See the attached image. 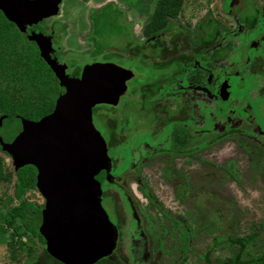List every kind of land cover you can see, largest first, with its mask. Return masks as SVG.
I'll list each match as a JSON object with an SVG mask.
<instances>
[{
    "label": "flooded vegetation",
    "instance_id": "af4514ba",
    "mask_svg": "<svg viewBox=\"0 0 264 264\" xmlns=\"http://www.w3.org/2000/svg\"><path fill=\"white\" fill-rule=\"evenodd\" d=\"M62 1L63 0H61V2ZM224 1L230 3L223 9L228 15H230V10L233 5L245 3V6L234 16L237 24V34L234 33L236 35H229L218 40L221 36L220 31L215 21L211 18L203 20L198 19L192 28L188 30V27L184 24V27H182L178 22L180 20V9L174 17L169 14V7L168 11L166 10V14L160 12L156 13L158 1L145 0L142 3L141 9L138 10L139 14H137L138 16L136 17L139 26L135 21L131 23L124 48L116 49L114 47H109L99 52H95V46L91 39L93 24L89 14L87 21L90 23V28L84 39L91 46L88 55L92 56L90 61L84 64L82 63L83 65L80 68L79 66L82 60L77 63V61H70V59L63 58L59 49L58 43L61 39H64L66 35L65 24L62 21L60 23L56 21L57 23L47 24L50 18L60 16L59 5L61 2L58 5L56 15L42 19L36 24L26 26L23 33L19 32L11 23L26 41V37L30 33L40 34L48 38L51 48L49 57L54 59L57 64L64 65V73L69 78H78L84 66L95 63H110L129 70L132 73V77L125 83V92L119 96L115 105L100 104L91 109V118L93 119L95 115L107 130L106 137L100 134L106 143V148L116 143L127 142L132 133H147L150 135V140L157 139L155 144L151 145L147 140H144L145 142L141 147L124 150L121 159L116 158L113 160L108 155L111 162V169L107 179L109 187L103 188L104 172H100L95 177L100 184L101 206L109 222L116 228L117 232L113 251L110 255L98 260V263L96 262L97 264H150L152 249L157 241L156 228L160 227L154 211H160L161 213L162 211L161 209H157L154 203L152 204L154 210L149 205L151 201L149 193L143 188V184L139 177L141 170L140 166L142 164V168H144V166L149 167L150 165L146 164L147 161H152L151 159L154 157L156 158L158 155L164 154L168 156V162L166 163L168 165L169 163L176 164V161H181L185 166H189L191 165V161H195L194 154L196 151H206L212 144L230 137L251 139L264 149V105L259 104L253 109L242 97L231 96L229 94L230 88L236 87L238 89L239 85H241L242 78L239 76V71L241 69L245 70L246 75L255 72L252 71L251 68L259 65L256 62V58H258L260 51L264 54V50L262 51L261 48L257 47H250L246 52L247 58L245 63L241 66H236L234 72H227V68L230 65L237 64L241 59V48L243 46L249 42H253L256 37H264V17H260L264 12V0ZM110 4L112 3L108 1L95 10L102 9ZM129 11L131 10L129 9ZM131 20L132 19H130V21ZM137 26L139 29H135ZM213 26L215 28L214 30ZM194 33H196L195 40L192 39V34ZM225 39H230V42L233 44L231 48H235L236 52L230 53V43H225ZM27 42L36 48L33 42ZM116 50H119V53H117ZM218 50L222 51V55L219 54L220 57L218 56L219 58L212 55L213 51L217 54ZM36 51L39 57L37 48ZM226 53H229L232 58L231 60L225 61V59H223ZM107 55L119 56L121 59L137 57L138 63L141 64L144 62L145 64L154 65V68L159 74H163L164 71L169 73L168 77L160 78V80H158L159 76L153 77V79H155L154 81L159 82V92L163 99L165 98L166 102L161 104L159 99L153 100L150 98L154 93L150 90V84L139 83V80L144 78L147 73L136 72L134 68L123 67L109 59H97ZM210 59L218 63V71L212 72ZM200 60H202V63ZM68 66H70L69 70ZM168 70L171 71L168 72ZM260 71H264L263 66ZM206 72V79L208 81L212 80L210 93L201 89H196V87L193 86L194 77ZM137 73L140 74L141 77H137ZM133 81L135 84L132 83ZM130 83L131 85L129 86ZM259 83L264 84V78H260ZM225 87L226 89L222 91ZM62 92L63 89L61 88L58 94ZM217 100L225 105L223 115L212 114V102L217 104L219 103ZM52 109L47 114H49ZM102 109H107L109 115L105 117L99 114L98 111ZM146 115H148V117L153 115L154 118L142 121V118H145ZM118 124L121 126L126 125V130L121 129L117 131L116 127ZM6 133L9 132L0 134V138ZM213 133L215 135L211 136ZM196 136H201L203 139L196 141ZM17 137L20 136L17 135ZM0 153L5 152L0 151ZM7 157L8 162L11 163L8 155ZM163 166L166 165L164 164ZM30 167L34 171V186L30 191H35L41 200L40 203H35L34 201L30 202L35 203V207L39 208L41 211L44 206V199L35 186L36 170L32 166ZM169 167L171 166L162 168L163 172L159 171L160 175L161 173L168 172L165 173L168 177L175 174L179 179L188 178L185 172L186 169L182 170L181 168H176L178 173H175L172 172V169H169ZM102 175L103 180L100 179ZM166 175L164 176L167 177ZM105 196H109V198L114 201L116 212L115 222L110 219L107 210L103 206V199ZM177 196H179V194H177ZM143 201L144 204H142ZM131 221L133 222V227L130 225ZM173 224H177V222L173 221ZM131 228L134 229L136 235L142 239V243L137 250L133 249V251L128 252L130 247L128 244L131 242V236L128 237L127 232H129ZM262 230L264 231V225ZM188 231L189 229L182 234L183 238L181 241L183 247L181 250L183 253L179 256L180 259L185 258V253L190 252L189 246H192V239L188 237ZM250 239V237L236 239L226 238L225 240L230 242L229 246H236L237 250L228 258L217 260V264H227V262L236 255H238L237 257L241 261L263 257L264 254L261 256L255 255L242 258L244 246L241 241L247 240L246 242H248ZM222 240V237L214 236L212 238V244L206 252L209 253L212 251ZM162 256L163 253L160 251L159 257L161 258ZM160 258L159 263L160 260H162L161 264H163L164 259ZM206 260L207 256H205V261ZM53 261L56 260L53 259Z\"/></svg>",
    "mask_w": 264,
    "mask_h": 264
},
{
    "label": "rangeland",
    "instance_id": "374dc122",
    "mask_svg": "<svg viewBox=\"0 0 264 264\" xmlns=\"http://www.w3.org/2000/svg\"><path fill=\"white\" fill-rule=\"evenodd\" d=\"M108 1L112 4L102 9L95 10ZM144 1L145 0H141V2L140 0H63L59 5L60 16L50 18L47 24L60 23L61 21L65 24L66 35L64 39L59 41V49L63 58L70 59V61H77V63L82 60L79 66L80 68L84 63L89 62L92 56L88 55L91 46L84 39L90 28V23L87 21L88 15L90 14V20L93 24L91 39L95 46V52L102 51L109 47L123 49L127 42L131 23L135 21L139 26L136 17ZM157 1V10L162 14H166L171 2L178 0ZM180 1V20L178 22L182 27H184V24L188 27V30H190L198 19L203 20L211 18L215 21L220 31L221 36L218 40L222 37L237 34V24L234 16L245 6V3L233 5L230 10V15H228L223 10L224 7L230 4L228 1ZM129 9L131 11H129ZM260 17H264V12ZM130 19L132 20L130 21ZM138 26L135 29H139ZM192 36V39L195 40L196 33L192 34ZM224 42L230 43V49L228 48L230 53L236 52L235 48H231L233 44L230 42V39H225ZM263 43L264 37L260 36L256 37L253 42H249L243 46L241 48V59L237 64L230 65L227 68V72L232 73L235 71L236 66H241L245 63L247 58L246 52L250 47L261 48L263 51ZM116 52L119 53V50H116ZM221 53V50H218L217 54L213 51L212 55L220 57V55H222ZM97 59H109L123 67L134 68L136 72L147 73L144 78L139 80V83L150 84V90L154 92L150 98L153 100L159 99L161 104L166 102L165 98L163 99L159 92V82L153 79L154 76H159L158 80L168 77L169 73H166V71H164L163 74H159L154 68V65L145 64L144 62L141 64L138 63L137 57L121 59L119 56L107 55ZM223 59L227 61L232 58L229 53H226ZM256 59L259 65L251 68V70L255 72L246 75L245 70L241 69L239 71V76L242 78L241 85H239L238 89L236 87L230 88L229 92L231 96L242 97L253 109L259 104L264 105V84L259 83V79L264 78V71H260L262 66L264 67V54L260 51ZM200 61L202 63V60ZM210 63H213V59L212 61L210 59ZM69 69L70 66H68V70ZM170 71L171 70H168V72ZM136 75L137 77H141L138 73ZM206 76L207 72L196 75L194 77L193 86L196 87V89H201L210 93L212 80L208 81ZM132 83H134V81ZM130 85L131 83L129 86ZM56 86L59 88L58 85ZM58 92L59 90L57 89L56 97L60 94H58ZM98 113L105 117L109 115L107 109H102L98 111ZM150 118H154L153 115L150 117L146 115L145 118H142V121H147ZM92 121L99 133L103 137H106L107 130L101 121L97 119L95 115ZM121 129L126 130V125L121 126L118 124L116 130L118 131ZM214 135V133L211 134V136ZM149 136L150 135L147 133H132L127 142L116 143L111 147L108 146L107 153L113 160L116 158L121 159L124 150L141 147L145 142L144 140H147L151 145L157 142V139L150 140ZM19 139L20 137H17V135L11 132L6 133L0 138V148H11L14 152V146ZM201 139H203L201 136L195 137L196 141ZM194 157L195 161H191V165L189 166H185L181 161H176V164L169 163L168 165L166 164L168 162V156L161 154L156 158L154 157L155 159H151L152 161L146 160V164L150 165L149 167L144 166V168H142L143 164L140 166L141 170L139 177L143 184V188L149 193L151 199L149 205L153 209L152 204L154 203L157 209H161L162 211V213L160 211H154L160 227L156 228L157 241L152 249L150 264H161L162 260H160L159 263L160 251L163 253V256L160 258L164 259L163 264H217V260L228 258L237 250L236 246H229L230 242H227L225 240L226 238H251L244 245L242 258L263 255V147L255 141L253 142L251 139L230 137L212 144L206 151H196ZM0 164L1 173L6 176L5 179H0L1 217L11 205L15 204V200L12 196V181L16 173L21 171L16 172V170L13 169L5 153H0ZM164 164L166 166H171L169 169L171 168L172 172L175 173H178L176 168H181L182 170L186 169L185 172L188 178L179 179V177L175 176L173 173V176L171 175L168 177L165 174L168 172L161 173L160 175L159 171L163 172L162 168H166V166H163ZM103 182L104 189L109 187L105 177ZM177 194H179V196H177ZM25 198L35 203L41 202L35 191L27 192ZM142 204H144V201ZM103 206L107 210L110 219L115 222L116 212L114 201L109 198V196H105L103 199ZM39 221L40 214L39 216H35V225H37V227L39 226ZM173 221H176L177 224H173ZM0 225H3L1 220ZM130 225L133 227L132 221ZM187 229H189L188 237L192 239V246H189L190 252L185 253V258L180 259L179 256L183 253L181 250L183 247L181 241L183 238L182 234ZM19 230H22V228H19ZM10 232L11 230H8L6 233L0 235V264H24L26 252L29 248H31L34 254L40 255L42 253V246L32 235H26L22 238L23 245L13 250L14 243L8 246ZM127 234L128 237L131 236V242L128 244V246H130L128 252L133 251V249L137 250L142 243V239L136 235L132 228ZM214 236L222 237L223 240L217 244L212 251L207 253L206 251L211 246ZM11 253L15 254V260L10 258ZM205 256H207L206 261ZM54 262L58 264L56 261Z\"/></svg>",
    "mask_w": 264,
    "mask_h": 264
},
{
    "label": "water",
    "instance_id": "95a60500",
    "mask_svg": "<svg viewBox=\"0 0 264 264\" xmlns=\"http://www.w3.org/2000/svg\"><path fill=\"white\" fill-rule=\"evenodd\" d=\"M60 2L0 0V13L23 33L26 26L56 15ZM26 39L35 44L63 92L52 111L36 121L0 115V134L20 136L14 152L1 149L14 170L25 166L36 170L35 186L44 199L38 234L47 255L61 264H95L111 254L117 232L101 206L95 179L100 172L108 179L111 162L106 143L92 124L91 109L115 105L132 73L95 63L84 66L78 78H69L64 65L49 57L48 38L30 33Z\"/></svg>",
    "mask_w": 264,
    "mask_h": 264
},
{
    "label": "trees",
    "instance_id": "16d2710c",
    "mask_svg": "<svg viewBox=\"0 0 264 264\" xmlns=\"http://www.w3.org/2000/svg\"><path fill=\"white\" fill-rule=\"evenodd\" d=\"M180 8V0L172 2L169 5V14L174 17ZM158 12L159 10L156 11ZM21 36L0 13V115L37 120L52 109L56 91L57 89L60 91L61 88H57L55 78L38 57L36 48ZM211 68L212 72L218 71V63L213 61ZM217 101L219 102L217 104L212 102V114L223 115L225 105ZM0 151L3 152L1 148ZM17 171L21 172L16 173L11 187L15 204L11 205L0 217L3 224L0 225V235L11 230L8 246L14 243L13 250L23 245L22 238L32 235L42 246V253L34 254L29 248L24 264H54L53 259L44 250L43 239L38 234V227L35 225V216H39L40 210L35 207V203L25 198V194L34 186V171L30 166ZM5 177L1 173L0 164V179H5ZM100 179L103 180V175ZM247 240L241 241L243 246ZM237 256L231 258L227 264H264V256L244 261L239 260ZM10 258L15 260V254L11 253Z\"/></svg>",
    "mask_w": 264,
    "mask_h": 264
}]
</instances>
